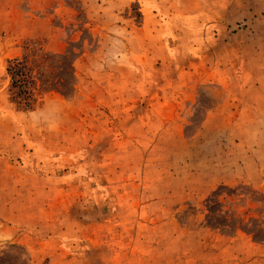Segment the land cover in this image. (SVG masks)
<instances>
[{
	"label": "rangeland",
	"instance_id": "1",
	"mask_svg": "<svg viewBox=\"0 0 264 264\" xmlns=\"http://www.w3.org/2000/svg\"><path fill=\"white\" fill-rule=\"evenodd\" d=\"M211 206L264 229V0H0V264H264Z\"/></svg>",
	"mask_w": 264,
	"mask_h": 264
},
{
	"label": "trees",
	"instance_id": "2",
	"mask_svg": "<svg viewBox=\"0 0 264 264\" xmlns=\"http://www.w3.org/2000/svg\"><path fill=\"white\" fill-rule=\"evenodd\" d=\"M68 57V55H66ZM14 78L16 81H27L31 77L30 71L27 70V67L24 62H20L13 72ZM215 198V197H213ZM213 206L216 205V201L213 199ZM210 203V200H209ZM210 225L216 228H220L223 232H235L237 230H242L249 235H252L253 239L256 242L264 243V229L260 227H253L257 229H251L246 223H244L242 218L233 216V214L217 210V208L209 207V216ZM256 223V220H252Z\"/></svg>",
	"mask_w": 264,
	"mask_h": 264
}]
</instances>
